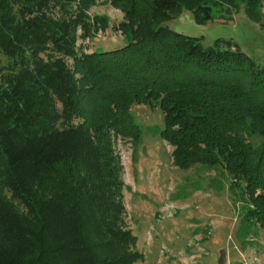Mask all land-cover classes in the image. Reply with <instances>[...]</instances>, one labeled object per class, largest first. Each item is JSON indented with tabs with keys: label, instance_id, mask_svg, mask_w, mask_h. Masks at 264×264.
I'll return each instance as SVG.
<instances>
[{
	"label": "trees",
	"instance_id": "1",
	"mask_svg": "<svg viewBox=\"0 0 264 264\" xmlns=\"http://www.w3.org/2000/svg\"><path fill=\"white\" fill-rule=\"evenodd\" d=\"M96 1L0 0V264L143 259L124 225L114 145L135 151L134 102L161 108L175 165L222 166L244 224L264 232V63L165 24L242 3L264 30V0H106L126 44L85 52L77 41L106 27L88 14Z\"/></svg>",
	"mask_w": 264,
	"mask_h": 264
},
{
	"label": "rangeland",
	"instance_id": "2",
	"mask_svg": "<svg viewBox=\"0 0 264 264\" xmlns=\"http://www.w3.org/2000/svg\"><path fill=\"white\" fill-rule=\"evenodd\" d=\"M88 14L104 18L106 27L79 39V50H113L126 44L117 29L123 14L109 1L97 0ZM214 16L199 23L191 11L183 10L165 24L199 37L204 46L217 39L230 41L257 64L264 63V30L248 18L244 4ZM67 62L71 65L70 59ZM130 110L141 130L135 151L119 138H114V145L123 165L124 225L143 255L136 264H264V232L254 223L248 228L244 224L240 198H234L223 167L175 165L173 148L161 134L165 127L161 108L134 102Z\"/></svg>",
	"mask_w": 264,
	"mask_h": 264
}]
</instances>
